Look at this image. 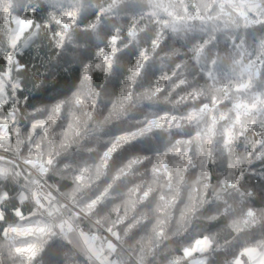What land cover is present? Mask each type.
<instances>
[{"label": "clouds", "instance_id": "obj_1", "mask_svg": "<svg viewBox=\"0 0 264 264\" xmlns=\"http://www.w3.org/2000/svg\"><path fill=\"white\" fill-rule=\"evenodd\" d=\"M3 4H14L21 15L27 7L34 25L14 48L10 39L14 26L0 19V57L11 52L21 66L13 72L20 86L11 96L5 95V104L16 115L12 127L20 132L12 134L10 148L0 150V158L11 169L0 180V192L7 188L13 197L19 192L26 197L21 204L25 219L9 215L5 223L26 226L43 221L49 226L42 237L22 238L43 240L32 264H197L199 260L230 264L244 247L258 246L264 253L260 246L264 145L256 143L264 140V135L257 137L264 133V114L248 117L255 119L254 126L238 134L227 149L222 131L231 122L234 100L251 102L253 94H264V0H213L207 11L204 0H3ZM185 8L192 19L172 31L173 17L168 13L183 16ZM197 9L202 19L196 18ZM56 21L66 23L67 29ZM130 28L136 43L128 37ZM56 32L64 34L63 40ZM113 34L120 37L122 51L113 57L111 70H92L91 79L82 81L85 69L98 61L99 50L108 46ZM153 38L160 41L154 52ZM137 48H148L152 58L135 81L131 97H123L129 58ZM199 48L201 62L196 63L194 52ZM247 65L252 66L250 83L249 73L242 74ZM173 71L186 75L189 87L176 95L188 98L146 99L144 92L152 81ZM241 83L249 86L237 91ZM193 88L203 95L193 98L189 95ZM78 91L83 101L76 106L69 101ZM213 95L223 100L216 112L228 113V119L218 121L210 143L192 139L197 132L205 134L207 115L200 122L180 117L198 111ZM57 101L64 102V109L49 134L52 142L38 132H32L29 140L26 130L32 113L40 109L39 115L46 116ZM160 111L178 117L171 128L154 130L105 155L116 136ZM69 122L74 126L65 136ZM188 139L191 144L181 145L186 149L183 159L168 154L167 171L157 164V157L177 140ZM133 144L137 150L124 154L125 147ZM37 158L44 161L43 169L26 163ZM154 165L157 172L152 171ZM34 191L48 194L47 201L40 197L44 207L33 201ZM10 205L11 198L5 206ZM50 209H54L51 216ZM198 239H206L207 247L184 256L183 250ZM3 264L20 260L5 255Z\"/></svg>", "mask_w": 264, "mask_h": 264}, {"label": "snow or ice", "instance_id": "obj_2", "mask_svg": "<svg viewBox=\"0 0 264 264\" xmlns=\"http://www.w3.org/2000/svg\"><path fill=\"white\" fill-rule=\"evenodd\" d=\"M182 2V0H181ZM213 0H204L205 3V11H207V6L212 3ZM230 2V0H229ZM221 11H223V7L221 6ZM184 15L177 16L172 12L168 14L173 17V23L171 25L172 31H177V25L182 22H185L188 19H192L191 16L188 15L187 8L183 9ZM197 17L198 19H202L199 15V10L197 9ZM74 15L72 13L69 14ZM240 15L243 17L244 13L240 12ZM0 19L8 22L9 24L14 26V32L12 33L11 46L16 47V42L20 38V36L25 32V30L33 27V21L27 15V7L24 8V15H21L20 12L16 10V6L14 4H3V0H0ZM57 24H62V26L67 29L68 25L66 23H62L61 21H56ZM56 36L63 40L64 34L61 32H56ZM134 29L130 28L128 32V37L130 40H133V43L136 41L133 39ZM27 43V42H25ZM121 39L118 35L113 34L110 36L109 44L105 48H102L98 52V61L91 65L89 68H86L84 74L82 76L83 80L91 79L89 73L92 70L95 71H109L113 66V57L119 52L122 51L120 48ZM59 46V44L57 45ZM150 46L152 51L154 52L160 46V41L156 38H153L150 42ZM203 49L199 48L194 52V59L196 63L201 62V53ZM151 56L149 55L148 48H137L136 51L133 52L132 56L129 58V68H128V78L125 80L124 84L121 87V95L123 97H131L133 87L135 81L144 73L146 65L151 60ZM20 65L16 64V59L11 52L7 53L0 57V150L10 148L12 134L15 132L19 134L20 129L12 127L16 124V115L14 110L11 108H6L5 104V95L11 96L12 92L15 91L20 85L19 82L13 79V72L20 71ZM177 69L182 68V65H177ZM251 65L245 66L242 70V74L244 72L249 73V83L251 80ZM209 77L212 76V73H208ZM249 83H241L239 87L236 89L240 91L242 89H246L249 86ZM186 87H189V82L186 79V75L181 73L177 74L176 71H173L171 74L162 73L161 76L152 81L149 87L145 90L144 96L146 99H151L154 96H164L166 99L170 97H176L177 102L180 100L187 99V95L177 96L178 92H184ZM11 89V91H9ZM193 98H199V96L203 95L202 90L192 89L189 93ZM83 101V97L80 92L74 93L72 98L70 99V103L73 105H80ZM220 103H223V100L213 95L210 97L208 103H202L199 107V110H190L188 111L182 119H187L190 122H200L207 115V129L203 137L200 132H197L195 139L197 141L203 140L206 143L211 142L212 136L215 135L216 127L218 121H223L228 119V113L226 112H216V106ZM114 107H122V105H114ZM64 109V102L57 101L53 105L49 106L47 109V115L41 116L39 115L40 110L38 109L36 112L32 113L29 129L26 130L28 135V139H31L32 132H38L41 134L42 138L48 140L49 143L52 142L49 139V134L53 130L54 126L57 123L58 118L62 114ZM232 119L231 122L224 126L223 128V142L224 147L227 149L236 139L237 135H242L249 128L254 126L255 119H247L248 117H252L254 113L264 114V94H253L251 102L246 99H236L232 102ZM70 116H74L73 113H69ZM78 119V118H76ZM178 117L170 112V111H160L154 115L146 116L142 122H139L140 126L131 129L128 131H124L118 136L115 137L113 143L111 144L108 151L105 155H108L109 152L115 151L123 145H127L137 138L147 135L148 133L154 130H162L165 127L171 128L173 124L176 123ZM73 124L69 122L66 128L63 129V134L67 136L71 129L73 128ZM179 126V125H177ZM239 130V133L237 132ZM264 135V133H257V137ZM54 139V138H52ZM192 139L188 140H177L175 145L166 150L164 155L157 157V164L161 167L166 168V156L171 154L174 157L183 159L184 153L186 149L182 148V144H191ZM20 140H17V145L20 143ZM257 144L264 145V140H256ZM36 148L39 149L40 145L37 144ZM260 156H264V152L260 153ZM259 158V157H258ZM26 163L32 166H40L43 169L44 161L42 159H33L28 160ZM47 163H51L49 159ZM133 163H139V161H133ZM238 164V161L236 162ZM231 167V165H230ZM153 172H157L158 168L156 165L153 166ZM11 173V169L7 167V165L3 162V159L0 158V180L7 178ZM15 175H19L16 173ZM79 180L80 177H77ZM41 195H43L44 200H48V194H42L38 192H32L31 196L33 201L40 207H44V204L41 202ZM9 198H11L10 207H6L5 205L8 203ZM25 195L22 192L16 193V196L13 197V192L5 190L0 192V264H3V259L5 255L9 259L18 258L20 260V264H32L33 258L36 257L43 247V240L38 239L35 241L28 240L27 242L23 241L22 238L30 237L33 234H38V236L42 237L47 233L49 226L45 224L43 221H37L34 225H26L22 226L20 224H7V218L9 215L14 216L17 220H24V212L21 207L22 202L25 199ZM54 209L49 210V215H53ZM249 215H252L250 212ZM59 227L61 229L64 228V225L61 224ZM70 229V225H68ZM87 239V237H85ZM94 239V238H93ZM208 241L206 239H198L194 241L190 248H185L183 250V254L186 257H191L195 253L203 251L207 247ZM260 246H264V242H261ZM264 264V253L259 251L258 246H249L244 247L240 250V252L233 256L230 264ZM197 264H205V261L199 260Z\"/></svg>", "mask_w": 264, "mask_h": 264}, {"label": "trees", "instance_id": "obj_3", "mask_svg": "<svg viewBox=\"0 0 264 264\" xmlns=\"http://www.w3.org/2000/svg\"><path fill=\"white\" fill-rule=\"evenodd\" d=\"M21 99H23V96H21ZM6 108H10V105H6ZM137 145L133 144L131 146H126L124 149V154H127L129 151H135L137 150Z\"/></svg>", "mask_w": 264, "mask_h": 264}]
</instances>
